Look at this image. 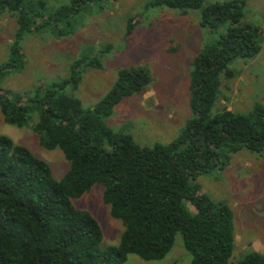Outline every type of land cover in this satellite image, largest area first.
<instances>
[{"label":"trees","instance_id":"1","mask_svg":"<svg viewBox=\"0 0 264 264\" xmlns=\"http://www.w3.org/2000/svg\"><path fill=\"white\" fill-rule=\"evenodd\" d=\"M30 2V1H29ZM86 0H70L54 9L46 0L31 7L26 0H0V12L15 16L16 28L8 58L0 63V80L21 70L25 34L51 26L64 34V25ZM149 0L146 7L187 12L200 9V25L224 30L203 46L192 60L189 105L192 116L168 143L138 144L131 134L108 124L122 98L140 93L151 82L147 68L118 70L111 88L91 107L76 95L83 67L101 68L93 58L75 59L68 75L40 83L28 91L0 87V112L5 123L26 126L35 114L33 131L45 149L59 148L68 168L59 179L50 165L28 147L0 134V264H123L133 253L159 260L171 250L177 233L191 254L190 264H264V251L248 250L232 261L233 211L222 200L200 192V174L222 170L231 154L247 149L263 153L264 104L247 113L223 108L212 114L222 78L236 58L251 59L261 46L258 27L243 23V0ZM127 20L126 34L136 26ZM111 48L106 44L98 52ZM102 185V200L110 215L123 224L117 245L100 248L102 229L87 210L72 199L93 185Z\"/></svg>","mask_w":264,"mask_h":264},{"label":"rangeland","instance_id":"2","mask_svg":"<svg viewBox=\"0 0 264 264\" xmlns=\"http://www.w3.org/2000/svg\"><path fill=\"white\" fill-rule=\"evenodd\" d=\"M36 7L37 0H26ZM30 1V2H29ZM230 0H204L203 6ZM70 0H46L54 9ZM149 0H86L71 24L63 23L64 34L51 26L24 35L21 50L25 65L10 71L0 80V87L10 91H28L40 83H50L68 75L75 59L95 55L101 68L83 67L82 81L76 95L84 107L93 106L114 84L119 69L141 65L148 69L151 82L140 93L122 98L113 107L108 124L115 131L129 133L140 145L168 143L182 130L192 116L189 105V81L192 60L197 52L223 30L214 31L200 25V9L187 12L167 7H146ZM243 23L257 26L259 53L251 58H236L228 64L233 76L222 78V84L211 113L223 108L247 113L255 103L264 104V0H243ZM136 23L127 35V20ZM16 28L15 16L0 12V63L8 58L9 45ZM110 44L106 52L100 47ZM35 114L26 126L17 127L3 121L0 112V134L28 147L45 160L56 179L68 168L59 148L45 149L33 131ZM200 192L213 200L226 202L233 211L234 248L232 261L248 250L264 251V157L263 153L241 149L231 154L222 170L200 174L195 180ZM102 185H93L80 197L72 199L80 209L89 211L98 221L103 238L100 248L117 245L123 231L122 222L110 215L102 200ZM191 254L183 246L180 233L166 256L145 260L130 253L123 264H190Z\"/></svg>","mask_w":264,"mask_h":264}]
</instances>
